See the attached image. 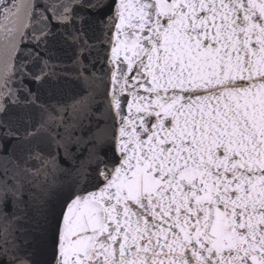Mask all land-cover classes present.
Here are the masks:
<instances>
[{"label": "snow or ice", "instance_id": "6c2138e0", "mask_svg": "<svg viewBox=\"0 0 264 264\" xmlns=\"http://www.w3.org/2000/svg\"><path fill=\"white\" fill-rule=\"evenodd\" d=\"M0 264H264V0H0Z\"/></svg>", "mask_w": 264, "mask_h": 264}]
</instances>
